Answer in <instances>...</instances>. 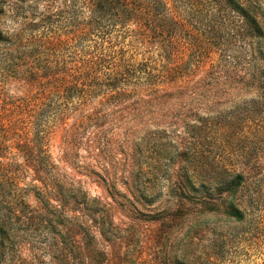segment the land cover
I'll list each match as a JSON object with an SVG mask.
<instances>
[{
    "label": "rangeland",
    "instance_id": "374dc122",
    "mask_svg": "<svg viewBox=\"0 0 264 264\" xmlns=\"http://www.w3.org/2000/svg\"><path fill=\"white\" fill-rule=\"evenodd\" d=\"M166 1L188 23L197 25L206 20L199 17L205 12L200 0ZM259 2L264 12V0ZM87 15L83 0H0V30L5 35V41L0 42V264H174L175 258L187 264H264L262 136L241 132L228 138L216 124L210 126L213 130L206 128L210 120L206 117L202 121L199 115L205 112L195 110L197 105L189 99L178 100L175 106L167 104V110H158L159 106L149 109L140 99L153 102L164 92L161 83L143 82L137 89L124 86L128 96H120L119 102L100 104L99 97L78 100L75 95L66 99L61 92L55 94L51 84L42 88L46 80L39 75L35 81L29 79L31 67L42 64L34 59L41 61L47 54L53 65L59 63L60 71L63 63L75 68L78 25ZM213 33L218 37L222 32L215 28ZM133 46L138 58L157 52L154 44L148 47L134 41ZM214 59V53L206 58L193 80L203 77ZM46 93L48 97L43 99ZM234 93L223 101L250 97ZM123 106L130 114H139L142 122L127 118L111 128L116 115L101 117L97 122L103 119L107 129L114 132L110 133V150L101 151L92 140L95 128L89 119L97 110L111 113ZM181 112L198 124L199 132L188 131L181 116L172 117ZM122 113L119 110L117 118ZM80 118L84 122L72 135ZM127 122L131 126L129 135L121 133ZM32 125L38 127L40 137L34 150L30 148ZM153 130L156 133H147ZM196 138L198 142L192 147ZM137 140L144 151L141 161L145 165L140 186L152 196L150 204L134 201L131 206L124 197L133 200L126 189V169L131 168L138 150L123 147L121 141L130 145ZM189 147L195 150L196 160L209 168L208 175L217 168L243 175V187L235 198L244 213L242 220L232 218L226 208V194H218L214 182L204 174L194 179L206 182L201 189L189 192L186 188L178 172L183 171L181 151ZM161 150L173 157L159 161L157 166L154 159ZM43 152L50 155L67 185L92 200L89 208L81 206L67 215H77V226L87 230H61L55 211L59 202L43 196L49 176L39 160ZM175 195H182L180 201ZM178 202H182L181 212L171 218L169 211ZM83 232L91 236L88 245ZM85 246L100 254L95 252L94 259L88 258Z\"/></svg>",
    "mask_w": 264,
    "mask_h": 264
},
{
    "label": "trees",
    "instance_id": "16d2710c",
    "mask_svg": "<svg viewBox=\"0 0 264 264\" xmlns=\"http://www.w3.org/2000/svg\"><path fill=\"white\" fill-rule=\"evenodd\" d=\"M200 1L205 6V12L203 14L198 12L202 14L199 17H205L206 20L194 25L169 7L166 0H83L88 15L87 19L78 25L77 50L74 54L75 68L72 70L73 67H66L63 63L60 71L59 63L55 62L53 65L48 60L47 54L41 61L34 59V62H42V64L40 67L36 65L31 67L29 79L35 81L39 75L41 79L46 80L42 88L51 84L52 91L55 94L61 92L66 99L75 95L78 100L99 97L100 104L103 101L119 102L120 96L123 95L122 98L128 96L129 93L124 86L137 89L143 82L149 85L161 83L166 89L164 88L163 94L154 97L153 102L140 99L141 102L147 103L149 109L159 106L158 110H167L164 108L165 105L175 106L178 100L189 99L194 106L197 105L195 110L205 112L203 116L199 115L200 119L203 121L207 117L206 121L210 120L206 128L216 124L219 130L223 131L221 133L227 134L228 138L241 132L252 137L259 135L264 138V12L260 2L259 0ZM215 28L222 32L218 37L213 33ZM126 39L128 42L125 43ZM1 41H5V35L0 30ZM134 41L148 47L154 44L157 48L156 55L147 54L138 58L135 54L136 47L133 46ZM212 53L215 54L216 61L211 63L203 77L193 80L201 63ZM38 71L41 74H38ZM173 91L175 92L170 93ZM232 92H235L234 95L243 93L250 97L247 100H240L238 96L228 97L226 100L229 102L223 101ZM174 95L177 96L173 97ZM47 97V93L42 95L43 99ZM119 110L123 113L117 118ZM129 112L124 106L111 113H101L97 110L92 119H89L95 128L92 132V140H95L98 149L106 153L110 150V133L114 132L107 129L102 123L103 119L97 121L110 114L116 115L114 122L119 121L116 125L113 122L111 128H116L127 118L136 117V123L142 122L139 114L134 115ZM179 116L188 131L193 134H196V129L200 131L198 124L191 122L186 114L181 112L172 115L175 119ZM83 122V118H80L72 129V135L77 134ZM129 123H125L122 134L127 135L131 132ZM210 129L213 130L211 127ZM31 130L33 137L30 139V148L34 150L39 147V129L36 125H32ZM147 133H156V131ZM124 139L129 144L128 137ZM197 142L196 138L192 147ZM121 143L123 147H132L133 151L138 150L134 153L137 156L131 168L126 169L129 171L125 180L128 185L126 189L133 200H130L128 195L124 197L131 206L134 201H146L150 204L152 193L140 186L142 166H145L141 161L144 156V151L139 147L141 142L132 141L130 145H125L123 141ZM192 147L181 151L184 164L181 166L183 171L178 174L186 188L189 192L201 189L200 187L206 185V182L194 179L204 174L210 182H214L218 194H226V208L232 218L237 221L242 220L244 213L235 198L243 187V175L227 168H217L208 175L209 168L203 166L200 160H196L197 154ZM161 151L162 154L154 159L157 166L159 161L168 159L170 161L173 157L168 151ZM188 151L193 155L185 157ZM39 157L43 169L49 175L46 176L48 180L43 196L46 195L47 200L52 198L59 202L60 207L55 211L56 221L60 222L61 230H80V228L87 230L82 225L79 226L80 228L77 226V215H67L68 212L77 211L81 206L89 208L92 200H89L84 192L64 182L47 152H43ZM212 176L214 180H211ZM175 196L179 197L176 201H180L182 195ZM181 205L182 202H178L174 209L169 211L171 218L179 215ZM185 210H188L187 204ZM103 227L101 225V230H104ZM83 233L85 244H90L91 236L86 232ZM84 248L88 253L86 256L90 259H94L95 252L96 255L100 254L97 249L90 250L86 246ZM174 262V264H187L179 258H175Z\"/></svg>",
    "mask_w": 264,
    "mask_h": 264
}]
</instances>
